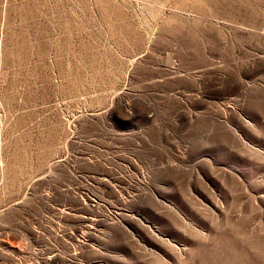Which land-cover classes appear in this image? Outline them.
Returning a JSON list of instances; mask_svg holds the SVG:
<instances>
[{"label":"rangeland","instance_id":"obj_1","mask_svg":"<svg viewBox=\"0 0 264 264\" xmlns=\"http://www.w3.org/2000/svg\"><path fill=\"white\" fill-rule=\"evenodd\" d=\"M0 264H264V0H0Z\"/></svg>","mask_w":264,"mask_h":264}]
</instances>
